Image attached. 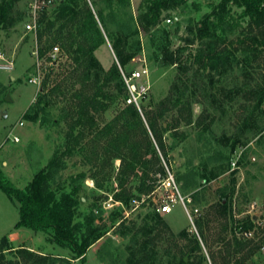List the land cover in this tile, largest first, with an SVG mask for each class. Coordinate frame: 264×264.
Instances as JSON below:
<instances>
[{
	"label": "rangeland",
	"instance_id": "374dc122",
	"mask_svg": "<svg viewBox=\"0 0 264 264\" xmlns=\"http://www.w3.org/2000/svg\"><path fill=\"white\" fill-rule=\"evenodd\" d=\"M30 1L19 0L14 12L17 23L6 29L0 28V169L5 178L19 188H24L40 169L45 168L64 143L65 124L60 121L63 102L47 107L37 123L29 122L23 116L36 102L45 77L51 73L52 82L58 73L67 75L71 63L66 56L60 58L59 52L55 57L59 59V64L51 70L50 60L53 59L50 54L44 58H39L38 55L37 35L43 31L47 20L54 18L55 6L61 0L40 16L43 22L41 25L39 22L36 31L32 32L26 28ZM86 1L93 11L103 10L108 28L114 35L125 37L124 26L130 15L134 19L139 16L138 7L143 0H125L129 1V6L118 4V0H112V3L109 0H97L95 6L91 0ZM219 1L187 0L186 6L165 12L166 17L159 27L150 31L139 27L136 21L131 23L133 28L138 29L142 50L135 55L136 60H132L127 66L126 74L142 67L138 60L140 57L145 61L144 66L148 69L151 86L147 99L141 104L142 112L154 109L166 99L174 102L179 97L182 83L189 78V100L194 120L203 113L201 118L204 122L201 127H180L178 133L186 134L185 140L174 137L171 132L164 133L169 157L168 162L162 159V163L167 173H172L175 186L166 185L162 189L164 179L156 175L158 181L155 184V194L151 193L149 200L154 206L146 205L143 208L141 203H133L132 209L125 212V226L132 231L129 236L124 237L119 232L122 227H118V224L112 226L110 221L111 213L115 209L112 197L118 189L121 161L114 160L103 190H97L91 178L86 179L81 184L79 195L83 203L79 207L76 221L83 222L84 216L94 208L95 225H107L110 229L88 249L85 262L71 260L68 251L53 244L44 233L16 228L20 219L18 205L0 188V264H27L22 249L55 258V264H129L133 258L131 237L136 233L140 241L144 239L142 229L145 216L162 201L165 203L170 199L175 200L171 204V211L161 216L171 232L177 236L187 229L198 235L202 229L197 223H203L208 241L207 247L202 245L205 259L202 264H213L210 253L223 247V242L218 241V238L232 237L230 216L220 217L216 212V207L225 197L232 199L229 205L231 204L235 220H244L250 216L256 225L255 229L244 234L236 223L237 237L254 239L256 242L262 240L260 251L246 264H264V116L257 111L251 113L255 102L248 98L252 89L264 87L261 71L242 70L234 61L226 74L211 79L205 75H196L192 71L184 73L183 69L175 66L161 67L155 58L157 46L165 43L163 31L169 32L171 49H176L182 45L180 38L186 36L187 29L201 20L204 14L212 10V5ZM239 12V9L233 8V17L237 18ZM110 13L114 15L110 16ZM168 18L172 20L171 23L166 22ZM237 34L238 32H232L228 38L235 39ZM50 38L44 36L43 41ZM57 47L60 48L59 45ZM186 55L187 52L185 58ZM95 56L105 70L117 63L112 45L106 36L105 43L95 51ZM240 57L238 54V59ZM33 79L37 80V84L30 82ZM121 108V101L116 102L104 115L103 123L114 119ZM143 119L146 125V118ZM171 120V116L166 117L161 123L167 126L166 122ZM20 121L23 122L22 127L17 126ZM11 133L19 138L18 142L11 139ZM233 141H237V149L226 158ZM84 171L88 175L93 172L91 166L83 164L79 154L67 158L64 168L57 174L55 187L61 183L71 190V177ZM203 174L209 179L206 180ZM214 174L218 176L213 177ZM139 182L138 177L132 176L127 186L135 188ZM180 197L186 201V207L182 205ZM226 224L227 229L224 230ZM176 239L166 235L155 245L150 244L149 249H153L152 253L155 254V264L177 263L182 255L179 249L186 241ZM139 258L140 255L137 256ZM29 264H35L33 259Z\"/></svg>",
	"mask_w": 264,
	"mask_h": 264
},
{
	"label": "trees",
	"instance_id": "16d2710c",
	"mask_svg": "<svg viewBox=\"0 0 264 264\" xmlns=\"http://www.w3.org/2000/svg\"><path fill=\"white\" fill-rule=\"evenodd\" d=\"M18 1H0V28L6 29L17 23L14 12ZM96 1L91 0L92 5L95 6ZM109 2L112 3V0ZM118 4L129 6V1L118 0ZM186 5L187 0H143L138 7L139 16L134 19L130 15L124 26L125 37L114 35L108 28L103 10L93 11L86 0H61L55 6L54 18L47 20L43 31L37 35L38 55L44 58L59 45L60 58L66 56L70 60V70L65 76L58 73L52 82L51 73L45 77L36 102L23 118L37 123L47 107L63 102L60 121L65 124L64 143L47 166L40 169L24 188L7 180L0 169V188L19 208L20 219L16 228L44 233L53 244L67 250L71 260L85 262L88 249L102 239L110 227L95 225L94 208L84 216L83 222L76 221L83 203L79 195L81 184L91 178L95 188L103 190L114 160H120L118 189L112 197L115 209L110 221L112 226L118 224V227H122L119 232L124 237L129 236L132 230L125 226V212L132 209L134 201L140 203L144 196L154 192L158 181L156 175L160 179L167 178L162 163V159L168 162L169 157L164 133L171 132L183 141L187 138L186 134L178 133L182 125L201 127L204 122L201 118L203 113L194 120L189 100V78L182 83L179 97L174 102L171 99L161 101L154 109L142 112L143 115L134 105L126 103L128 91L122 71L127 72V66L142 50L138 29L133 28L131 23L136 21L139 27L150 31L159 27L166 17L165 12ZM233 8L240 10L237 18L232 15ZM113 15L110 13V16ZM39 22L41 25L42 18ZM163 32L165 43L157 46L155 55L161 67L175 66L183 69L184 73L192 71L196 75L215 79L226 74L235 61L242 70H260L264 80V0H220L212 5L209 13L187 29L186 36L180 38L182 45L176 49H171L169 32ZM232 32H238L235 39L228 38ZM44 36L51 38L43 41ZM105 36L117 59L109 70H105L95 56V51L105 43ZM238 54L241 55L239 59ZM58 60H50L51 70L58 66ZM191 93L194 95V92ZM248 98L255 102L251 113L257 111L264 116V87L252 89ZM118 101L122 104L118 114L111 121L103 123L106 112ZM170 116L172 120L166 122L167 126L161 123ZM143 118H146V125ZM236 149L237 141H233L226 158ZM76 154L81 156L84 165L91 166L93 172L88 175L84 171L71 177V190L61 183L55 187L57 174L64 168L65 160ZM132 176L140 180L135 188L127 186ZM202 176L209 179L205 174ZM150 199L141 203L143 208L146 205L154 206ZM231 200L225 197L216 207L220 217L230 216L232 237L226 239L219 235L218 241L223 242V247L217 252L210 251L213 264H246L261 249L262 240L256 242L254 239L237 237L236 223L244 234L255 229L256 225L250 216L235 220L229 205ZM197 224L202 229L198 235L184 229L176 236L161 214L153 209L145 216L142 229L144 239L140 241L136 233L130 239L133 258L129 264H155V254L149 246L155 245L166 235L186 241L179 249L182 255L176 264H202L205 260L202 245H206L208 239L203 223L198 221ZM22 250L27 264L32 259L35 264L56 262L55 258ZM138 255L141 258L137 259Z\"/></svg>",
	"mask_w": 264,
	"mask_h": 264
},
{
	"label": "built area",
	"instance_id": "2783aa9c",
	"mask_svg": "<svg viewBox=\"0 0 264 264\" xmlns=\"http://www.w3.org/2000/svg\"><path fill=\"white\" fill-rule=\"evenodd\" d=\"M57 1L58 0H31L29 2L28 8H27V18L29 19V21L26 24V28L29 32L36 31L38 24H39L40 16L44 12L52 8L54 5H56ZM171 21L172 20L170 18L166 20L167 23H171ZM59 52H60L59 48L54 47L53 50L50 52V57L53 60H56L55 57ZM138 60L139 62H141L142 67L139 69L133 70L129 74H126L122 71V77H123L124 83L128 91V98L126 100V103L128 105H134L139 110V112L143 115L141 104L143 103L144 100L147 99L151 86H150V81L148 79V75H149L148 69L146 66H144L145 61L140 57L138 58ZM30 82L37 84L36 79L30 80ZM17 126L22 127L23 122L20 121ZM10 136L13 141H16V142L19 141V138L15 134L11 133ZM161 185H162L161 187L162 189H165L166 185L175 186V180L170 171H168L167 178L162 182ZM154 194L155 192L153 193V195ZM150 197L152 196L151 195L144 196L140 203L145 202L146 199ZM180 199H181L182 205L186 207L185 205L186 201L182 197H180ZM134 202L139 203V201H134ZM174 202H175L174 199H170L166 201L165 203L162 201L160 205L156 207L157 212H159L161 215L169 213L171 211V204ZM188 215L190 216L189 213Z\"/></svg>",
	"mask_w": 264,
	"mask_h": 264
},
{
	"label": "water",
	"instance_id": "95a60500",
	"mask_svg": "<svg viewBox=\"0 0 264 264\" xmlns=\"http://www.w3.org/2000/svg\"><path fill=\"white\" fill-rule=\"evenodd\" d=\"M186 260H187V258H186Z\"/></svg>",
	"mask_w": 264,
	"mask_h": 264
}]
</instances>
